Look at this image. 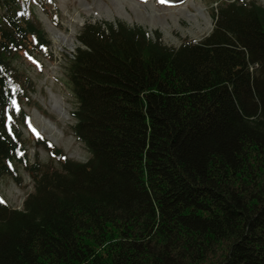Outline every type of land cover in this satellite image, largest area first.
<instances>
[{"label":"trees","instance_id":"trees-1","mask_svg":"<svg viewBox=\"0 0 264 264\" xmlns=\"http://www.w3.org/2000/svg\"><path fill=\"white\" fill-rule=\"evenodd\" d=\"M33 8L59 17L52 0H0V178L20 185L18 165L34 184L21 211L0 198V264H264V7L222 4L177 49L84 25L67 77L89 159L38 139L47 165L29 164L34 88L12 65L49 48Z\"/></svg>","mask_w":264,"mask_h":264},{"label":"rangeland","instance_id":"rangeland-1","mask_svg":"<svg viewBox=\"0 0 264 264\" xmlns=\"http://www.w3.org/2000/svg\"><path fill=\"white\" fill-rule=\"evenodd\" d=\"M233 1L167 0L162 4L159 0H52L59 12L55 22L33 8L49 48L42 54L20 53L12 61L34 88L30 104L22 105L27 120L21 129L29 164L50 163L47 152L36 143L38 139L70 161L86 163L89 159L84 146L73 135L72 113L77 102L67 77V67L79 48L77 37L84 25L120 22L143 29L151 38L157 32L167 47L177 49L184 41L198 44L207 38L214 29L217 8ZM243 1L264 7V0ZM53 165L59 170L57 162ZM15 168L20 185L9 177L0 178V198L10 209L21 211L24 201L34 192V184L23 167Z\"/></svg>","mask_w":264,"mask_h":264},{"label":"snow or ice","instance_id":"snow-or-ice-1","mask_svg":"<svg viewBox=\"0 0 264 264\" xmlns=\"http://www.w3.org/2000/svg\"><path fill=\"white\" fill-rule=\"evenodd\" d=\"M159 2L163 4V3H166L167 0H159ZM12 105H13L14 108L17 107V106H16V101H15V100L12 101ZM17 110H18V108H17ZM9 119H11V118L9 117Z\"/></svg>","mask_w":264,"mask_h":264}]
</instances>
